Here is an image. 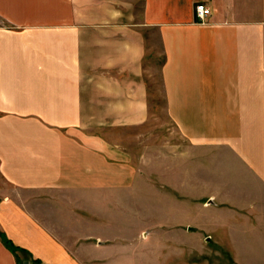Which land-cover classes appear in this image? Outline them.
Returning a JSON list of instances; mask_svg holds the SVG:
<instances>
[{"label":"crops","instance_id":"1","mask_svg":"<svg viewBox=\"0 0 264 264\" xmlns=\"http://www.w3.org/2000/svg\"><path fill=\"white\" fill-rule=\"evenodd\" d=\"M157 71L179 136L164 150L186 159L180 187L194 154L196 228L231 252L200 264H264V0H0V264H149L157 248L182 250V238L151 243L156 225L119 230L139 168L104 132L149 120ZM174 201L182 225L187 200Z\"/></svg>","mask_w":264,"mask_h":264},{"label":"rangeland","instance_id":"2","mask_svg":"<svg viewBox=\"0 0 264 264\" xmlns=\"http://www.w3.org/2000/svg\"><path fill=\"white\" fill-rule=\"evenodd\" d=\"M148 82L151 93L149 120L138 126L108 127L104 130L105 133L118 139L125 149V156L135 162L139 168L140 185L127 188L122 194L124 207L123 218L118 220L119 230L128 234H135L139 230L138 233L144 232L145 236L156 225V236L151 239V243L172 244L175 243V240H178L176 242L179 243L182 238V250L179 246L177 249L173 247V249L166 248L165 250H159L156 247L157 249L153 252V260L149 264H184L185 261L187 264L229 262L231 252L219 249V245L214 244L212 240L207 241L205 238L208 236L212 238L211 234L202 232V228H196L195 203L198 196L194 184V154H187L189 170L182 173V180L187 183L180 187L178 166L179 163H185L186 159L179 160L180 150H164L165 147H178L179 136L177 127L170 121L164 109L159 72H155L154 79L150 78ZM5 189H8L6 183L0 177V194ZM181 198H186L188 207L186 211L182 208V212L185 211L183 215L186 214L187 218H182L184 224L179 225L180 207L179 202H175L174 199ZM131 210L138 212L139 217H130ZM154 210L159 215L156 218L150 214ZM167 212L170 213L171 218L162 217V214H167ZM189 226L192 228L189 229ZM203 226L205 227V224L201 225V227ZM179 227H186L187 234L182 232L180 236L179 231L172 232L171 235L166 232V230L172 231ZM184 243L186 249L183 246ZM113 253L109 251V258H112ZM126 259L128 257L124 255L122 258H114L108 264H128ZM141 264L144 263L141 262Z\"/></svg>","mask_w":264,"mask_h":264},{"label":"built area","instance_id":"3","mask_svg":"<svg viewBox=\"0 0 264 264\" xmlns=\"http://www.w3.org/2000/svg\"><path fill=\"white\" fill-rule=\"evenodd\" d=\"M212 14V9L206 3H198L196 5V19L198 22L204 23Z\"/></svg>","mask_w":264,"mask_h":264},{"label":"trees","instance_id":"4","mask_svg":"<svg viewBox=\"0 0 264 264\" xmlns=\"http://www.w3.org/2000/svg\"><path fill=\"white\" fill-rule=\"evenodd\" d=\"M4 239H5V242L7 243V245L13 250V251H16L19 249L18 246H16L10 239L6 238L4 236Z\"/></svg>","mask_w":264,"mask_h":264}]
</instances>
